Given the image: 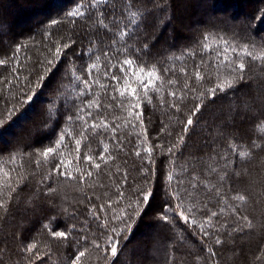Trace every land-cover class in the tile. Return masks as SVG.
<instances>
[{
  "label": "trees",
  "instance_id": "obj_1",
  "mask_svg": "<svg viewBox=\"0 0 264 264\" xmlns=\"http://www.w3.org/2000/svg\"><path fill=\"white\" fill-rule=\"evenodd\" d=\"M250 1L0 0V203L7 209L0 208V264H71L85 248L81 264H264V128L257 127L264 124V60L241 51L264 52V0ZM224 48L229 60L244 63L243 80L230 72ZM126 57L145 72L155 66L161 77L159 90L148 92L150 102L132 83L141 95L142 125L127 124V112L108 96L112 88L99 86L111 84L105 73ZM197 65L202 80L195 79ZM233 77L232 88L212 96L210 89ZM185 82L195 91H186ZM93 99L99 109L86 107ZM88 111L97 123L119 125V146L110 129L88 127L77 154L74 140L85 125L76 116ZM86 119L90 126L93 119ZM101 140L114 159L97 170L84 157L99 154ZM58 143L56 155L44 158ZM61 159L72 161L65 171L74 179L53 170ZM88 170L93 176L81 182ZM141 189L153 193L147 205ZM237 194L245 201L232 198ZM213 211L218 215L211 217ZM60 231L70 233L68 239L53 236ZM109 238L119 242L116 258Z\"/></svg>",
  "mask_w": 264,
  "mask_h": 264
},
{
  "label": "snow or ice",
  "instance_id": "obj_2",
  "mask_svg": "<svg viewBox=\"0 0 264 264\" xmlns=\"http://www.w3.org/2000/svg\"><path fill=\"white\" fill-rule=\"evenodd\" d=\"M106 3V0H95L96 4L99 3ZM69 15H75V13H69ZM101 16H103V12L101 11L100 13ZM133 15H135V13H133ZM53 23H56V21H53ZM98 24L103 25L105 27V29H107V25L104 23L103 19H99L98 20ZM120 39H124V37L127 35V33L125 32H121L120 34ZM205 39L207 40L208 37L206 36ZM113 43H115V41H113ZM69 45L65 44L64 48H68ZM145 47H147V45H145ZM205 47L207 48L208 46L205 45ZM127 48L124 49V51H126ZM230 49L229 48H224L223 52H224V61L225 63L229 66L230 68V72L231 73H236L239 72L241 73V75L239 76L240 80H243L244 77L242 75L244 69H245V65L243 62H240L239 64H235L234 61L229 60V58L227 57V53ZM61 51V49L59 47H57L56 49V53L59 54ZM231 51L235 52L236 49L235 48H231ZM241 51L243 52L244 55H247L249 57H252L253 59H257V60H264V52H262L260 55H254L252 51H249L247 47H244L241 49ZM105 59L109 61L110 63V58L108 56V53L105 52ZM98 59V58H97ZM0 63H3V61H0ZM235 64V66H233ZM97 68V64L93 63L90 68H87L86 71H88L89 73V77H91L92 72ZM200 66L197 65L196 66V71L194 73L195 79L196 80H202L204 79V76L201 74V72L199 71ZM118 69L120 75H116L114 74L115 71ZM171 69L165 68L163 71L166 73L168 71H170ZM181 72H184V69L180 70ZM186 74V73H185ZM106 76H108L111 80V84L110 85H104V84H100L99 86L101 88H106V87H111L112 88V92L108 93V96L110 98L111 101L115 102V107L120 108L122 111H126L127 112V124H131L132 120L135 119L137 121H139V123L142 125L143 124V107H142V100H141V95L138 93V89L137 87H133L132 83L133 81L138 85V87L140 88V90L143 92V95L145 98H148V92L150 90H156L158 91L159 89L156 88V82L158 80H160V74L158 72V70L155 68V66H153L151 69H149L147 72H145V68L141 65H137L135 63V61L131 58H125L123 61L117 60L116 64L111 65L110 69L108 72L105 73ZM77 79H79V77H77ZM93 83H97L99 84V81H93ZM168 83L170 84H175L176 81L175 80H169ZM235 83V77H233L232 79L229 80H225L222 83L218 84L216 86V88L210 89V93L212 94V96H215V93L217 90L219 91H225L226 88H232L233 85ZM83 84L85 85L86 89H91L92 84L89 83V80H84ZM184 89L186 91L189 92H194L195 88L190 87L189 84L187 82H185L184 84ZM83 95V93H82ZM170 96L176 98V99H182L183 97H177V94L175 92H171L169 93ZM28 101L32 100V97L29 96L27 98ZM148 102H150V98H148ZM93 106H95L97 109H99L101 107V104L99 102L98 99H93L91 101H89L86 105V107L88 109H92ZM105 108L107 109H112L113 104L112 103H107L105 105H103ZM202 105L197 104L192 112V115H196L197 112H199L200 107ZM170 107L176 108L178 110V105L173 103L170 105ZM80 112H84V109H80ZM241 116V118L244 117L243 113L239 114ZM87 118H91L93 119V123L88 126L87 125ZM69 120H72L73 117L69 116L68 117ZM77 120H81L84 122V131H82L80 133V138H77L74 140V145H75V151L77 152V154H79L80 149H81V145H82V141L86 140L88 137L85 135V133L88 131V127H91L93 129V131L95 132V130L97 129H102V130H108L110 129L113 132V137L112 139L116 141L117 146L120 145L121 141L118 138V136L116 135L117 129L119 128V125H114V126H110L109 123L104 120L101 119L99 120V123L96 122L97 118H93L92 117V112L88 111L86 113H84V115H80L78 113V115L76 116ZM116 119H119V117H116ZM193 123V120L191 118V116L188 118L185 126H184V132L186 133L188 130V127L191 126ZM133 127H135V125H132ZM258 128H264V124L261 125H257ZM65 137L64 135H61L59 137V141L60 143H62L64 141ZM180 140H183V136L180 137ZM60 143L57 144L56 148L53 147H49L45 152H43V157L44 158H48L50 154L52 155H56L57 153V149L60 147ZM100 143L103 145L102 150L100 151L99 154H97L95 157L93 156H89L86 155L84 157V160L86 163H89L92 167H94L95 169L99 170L101 169V165L102 164H107L109 161L114 159V156L112 154V152L109 151V145L107 143H104L103 140L100 141ZM253 144L256 147H260V145H256L255 142H253ZM176 147L175 145H173V148ZM229 147L233 148V151H235V146L232 144H229ZM143 151L145 153L148 154V156L150 157L152 154V147H147L145 149H143ZM169 152H172V148L169 149ZM137 156L141 155V152L138 150L135 153ZM238 155L243 156V153H238ZM80 157L79 155H77L76 160L77 162L79 161ZM99 162H96V161ZM152 161L149 160V163H151ZM72 164V161L69 160L67 163H65V161L63 159L59 160L55 166H54V171L57 172L59 175L65 176L67 179H74L75 177H73L71 175L70 172L65 171V169H67L68 167H70ZM77 171L79 172L80 170L77 168ZM142 173L147 172V169H141L140 170ZM111 175V174H110ZM126 173L124 174L125 176V182H126ZM93 176V172L91 170H88L86 173H81L80 175V180L81 182H83L85 179L87 178H91ZM173 175L171 173L168 174V180L171 182L173 180ZM178 183H183L182 180L178 181ZM105 185L101 184L100 187H104ZM192 188L195 189L196 185L193 184ZM49 191H54V189H49ZM140 196H142V200L143 203L145 205H147L151 199V197L153 196V193L151 191H145L143 189L140 190L139 192ZM217 195H219V190H217ZM121 196L123 195V193L120 194ZM189 195H191V193H189ZM179 197V193H177V198ZM235 200H239L241 202L245 201V196L242 194H237L236 196L232 197ZM139 202V201H138ZM183 201H181V205H178V207H182ZM132 205L130 204L129 207H131ZM109 207H111V204L109 203ZM205 207H207V205H205ZM0 208H4L5 211L7 210L5 205L3 203H0ZM101 210H103V205H101ZM187 211H191V209H188ZM221 211H223V209H221ZM235 211V210H234ZM180 215L183 217L184 221L186 223H194V221H190L189 216L185 215L183 211L180 212ZM218 213L217 212H211V217H215L217 216ZM209 217V219L211 218ZM162 219L165 220V222L168 221V217L167 216H162ZM244 220L247 221V217H243ZM249 224L251 223L250 221L248 222ZM201 230L203 231V228L201 227ZM236 228H233V231H236ZM113 232H116V229L112 230ZM123 231V230H121ZM205 236L208 235V232H204L203 233ZM231 233H229L230 235ZM70 233L67 232H54L53 236L56 238H62V239H68ZM117 235H119V233H117ZM95 243V242H93ZM109 243H110V256L112 258H116L118 255V241H112L111 238H109ZM215 243L216 244H221L222 241L220 240L219 237L215 238ZM95 247L99 248L100 245L99 244H95ZM36 248V244L32 243L30 245H28L26 247V251L29 253H32L33 250ZM87 249L85 248L84 251H78L77 253H74L71 264H81L82 258L85 257ZM209 251L211 252V249H209ZM212 255H215L214 252H212ZM39 258V257H37ZM257 259H259V257H257Z\"/></svg>",
  "mask_w": 264,
  "mask_h": 264
},
{
  "label": "rangeland",
  "instance_id": "obj_3",
  "mask_svg": "<svg viewBox=\"0 0 264 264\" xmlns=\"http://www.w3.org/2000/svg\"><path fill=\"white\" fill-rule=\"evenodd\" d=\"M252 3H253V4H252ZM247 4L250 5V6H252V5H254L255 3H254L253 0H251L249 3L247 2Z\"/></svg>",
  "mask_w": 264,
  "mask_h": 264
}]
</instances>
